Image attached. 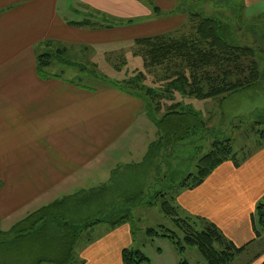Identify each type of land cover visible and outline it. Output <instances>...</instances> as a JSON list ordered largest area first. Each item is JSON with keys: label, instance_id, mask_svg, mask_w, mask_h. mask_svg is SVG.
Wrapping results in <instances>:
<instances>
[{"label": "crops", "instance_id": "0c3cea01", "mask_svg": "<svg viewBox=\"0 0 264 264\" xmlns=\"http://www.w3.org/2000/svg\"><path fill=\"white\" fill-rule=\"evenodd\" d=\"M173 1L0 0V232H8L40 208L109 184L112 178L114 190L117 183L121 191L122 185L142 181L137 189L147 194L155 186H148L142 173L157 133L142 101L104 83L89 88L58 76L42 79L36 72V56L48 53L45 41L96 52L107 47L114 52L125 49V54L113 55L126 59L125 71L129 59L136 60L132 55L135 41L187 33L188 20ZM242 3L246 20L264 15V0ZM55 68L73 70L52 61L48 70ZM227 98L209 100L219 104ZM185 99L175 101L192 107H202L199 102L206 101ZM199 112L207 123L212 120L213 115ZM176 165L165 164L164 172L157 168L156 180L164 188L169 177L180 178L172 188H165L167 193L187 175H178ZM146 181L151 177L146 176ZM174 192L180 218L205 219L237 247L247 245L239 256L264 240L263 231L259 237L254 231L258 229L254 212L264 198V144L258 142L237 166L234 161L222 163L200 186L175 188ZM152 206L159 205L133 210H151ZM134 244L129 224L105 226L95 239L81 246L73 264H122V250L132 249ZM172 249V262L178 264L179 256ZM258 254L263 255L260 261L264 247Z\"/></svg>", "mask_w": 264, "mask_h": 264}, {"label": "trees", "instance_id": "16d2710c", "mask_svg": "<svg viewBox=\"0 0 264 264\" xmlns=\"http://www.w3.org/2000/svg\"><path fill=\"white\" fill-rule=\"evenodd\" d=\"M149 3L157 12V7ZM230 4L237 13L238 2ZM179 10L184 14L186 12L190 30L186 34L166 33L135 41L132 55L140 59L142 69L132 76L114 79L100 74L95 68H88L76 60L77 55L80 60L83 59L82 55L86 56L88 48L65 47L57 41L44 42L50 51L36 56V72L42 79H48L52 75L48 70L52 61L69 67H80V71H87L102 83L140 99L160 135L157 142L149 146L143 162L145 168L152 164L153 158L161 154V146H177L201 128L205 131L203 136L208 140L209 148L197 159L195 172L187 174L171 189V193L161 190L151 199H146L147 194L137 189L136 185H122L120 191L117 183L114 190L115 179L112 178L109 184L79 192L40 208L16 223L8 232H0V258L2 250L18 252L15 262L3 263L0 260V264H73L74 251L85 231L99 225L114 228L131 224L134 208L155 204L170 219L173 229L160 225L157 230L161 234L155 228L146 229L145 233L147 236L167 239L179 256L178 264H191L185 258L188 249L197 250L204 264H230L246 249L247 245H234L214 224L205 219L189 216L182 219L178 216L174 205L175 188L194 189L219 165L234 161L237 166L246 159L249 152L242 155L235 153L230 138L212 140L210 134L215 135L216 128H207V120L190 104L176 102L175 95L197 100L226 98L258 85L262 76L254 59L257 48L235 44L232 40L239 27L238 22H223L215 15L191 13L183 7ZM255 19L259 20H255L252 28L256 24V27L264 24V15ZM259 29L264 37V25ZM116 59L119 61L114 63V70L120 72L126 66V59ZM91 67L97 68L95 63ZM157 72L161 73L162 80L159 82L163 84L157 88L147 86L145 73ZM260 140H264V132H260ZM254 213L258 222V229L254 231L259 237L260 231L264 232V198ZM89 242L91 240L84 244ZM26 254L30 258H26ZM121 261L122 264H150L146 255L133 249L122 250Z\"/></svg>", "mask_w": 264, "mask_h": 264}, {"label": "rangeland", "instance_id": "374dc122", "mask_svg": "<svg viewBox=\"0 0 264 264\" xmlns=\"http://www.w3.org/2000/svg\"><path fill=\"white\" fill-rule=\"evenodd\" d=\"M173 2L176 6L178 5V8L183 7V9H187L191 13L202 12L208 15H215L221 21L232 22V24L238 22L239 27L238 29H236L235 34H233L232 40H234L235 44L257 48L256 56L254 57V59L258 64V68L262 76L258 85L252 87L249 90H246L245 92H239L235 95L228 96L227 99L221 101L219 104L216 100H206L205 102L198 101L199 103H203L202 107L198 106L197 104L193 105L195 111H202V114L205 113L204 115H206V117H208V115L210 114L213 115L211 116L212 120L207 123V128L213 129L216 125L217 126L215 128H218L216 129L217 131L215 135H213L212 133L210 134L212 140L230 138L232 150L235 153L242 155L246 154L247 152H251L254 148H256L258 142L264 144V140H260V132H264V37L262 35L263 32L259 29L264 24L262 23L261 26L258 25V28L256 27V24L255 27L252 28V26L255 24V20L259 19H252V21L246 20L244 18V10L242 9L243 3H241L242 0H174ZM230 2H238L239 9L237 13L235 9L231 7ZM167 14L166 17L169 16H167ZM182 16L186 17V19L188 20L186 12L184 15L182 14ZM180 30H185V27ZM189 30L190 25L188 23L187 32ZM112 44L113 43H110L107 46H112ZM46 48L48 49V51H50L48 47ZM77 48L80 49L79 47ZM108 48L112 47H107V50L100 49L97 52L94 49L89 48L86 51V56L82 55L83 59L80 60L77 55L76 60L84 66L88 68H95L98 73L106 74L107 76L114 79L127 78L130 75L132 76L136 71L142 69L140 59L136 57V60L131 58L129 59V64L127 65L125 71L123 69L121 73L116 72L114 70V63L118 62L119 59H116V57H114L113 55H118L120 52H123L125 54L126 50L124 49L122 51L120 49L114 52L109 51ZM108 56H110V59L112 60H108ZM248 62L249 60L245 63L248 64ZM92 63H95L97 68L91 67ZM79 68L80 67H73V70L68 69V71L55 68L50 69L49 72L53 76H58L60 78L73 81L81 86L89 88H96L99 84H102V82L99 81L96 77L90 75L87 71H80ZM145 75V84L147 86L157 88L158 85L163 84V82H159L162 80L160 72H157V74L145 73ZM175 99L176 101L188 100L185 98H181L178 94L175 95ZM164 104L167 105L169 104V102H164ZM199 113L201 115V112ZM217 118L219 120L222 119V121H219L217 123ZM204 132V130L199 128L195 133L189 135L186 141L177 146L160 147V150H163L159 155L160 158H153L151 161L152 164H150L146 169L142 170L143 174L151 177V181L149 182L146 181V176L144 177L145 182L149 184L148 186L155 184V186L147 189L146 199L153 198V196H155L161 189L165 190V188L167 189L169 186H171L172 188L180 180V178L177 180L176 177L171 176L165 181L164 188L163 183L157 182L156 180L158 167H160L162 172H164L166 171V168L164 166L165 164L171 165L175 162V165L177 164L176 168L180 169L178 175L181 174V176H185L188 173L195 172L197 159L204 153H206L209 148V144L207 142L208 140L203 136ZM159 138L160 135L156 133V137L154 136L155 142H157ZM187 158H189L190 161H188ZM154 171L156 174L153 176ZM135 183V185H137V188L142 186V181H137ZM86 188L91 187L87 186ZM74 192L75 189L73 190V193ZM158 208L159 206H152L151 210L135 209L132 211L134 220L133 222L130 221L131 224H129L131 227L133 238L135 240V244L132 249L140 250L141 252H143V254L146 255L147 258H149L150 263L152 261L153 264H175V261L172 262L170 255L171 253H174V251L168 240L162 238L161 236H147L145 233L146 229L149 228H155V230H157L156 227L161 224L169 229L170 227L173 229V226L170 223V219L166 218ZM104 228V225H100L97 228L95 227L93 229H89L83 233V239L80 243H78L79 245L74 251L75 260L78 254V250L81 249V246L84 244V242L87 240L95 239L98 234L103 231ZM157 232L161 234L159 230H157ZM44 240L50 242L52 241L50 239ZM263 247L264 240H262L260 244L252 246L249 250L247 249L246 254H243L244 256H239L240 254H242L240 253L236 257L237 260H234L233 264H250L254 262H257L258 264H264V258L259 261V259L263 255L261 256V254H258L262 251ZM17 253V251L8 253L2 250V257L0 258V260L3 263L5 261H7L8 263L11 261L15 262L17 259ZM25 257L30 258V256H28L27 254L25 255ZM185 258H187L191 264H204L203 260L195 249H188Z\"/></svg>", "mask_w": 264, "mask_h": 264}]
</instances>
